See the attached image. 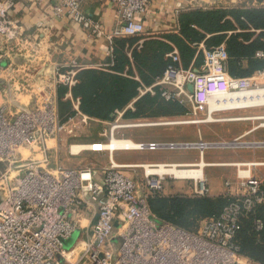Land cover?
<instances>
[{"label":"built area","instance_id":"obj_1","mask_svg":"<svg viewBox=\"0 0 264 264\" xmlns=\"http://www.w3.org/2000/svg\"><path fill=\"white\" fill-rule=\"evenodd\" d=\"M30 1L37 6L49 4L55 18H71L92 36L105 35L112 44L116 39L144 36V24L137 16L151 2L105 0L116 5L118 21L106 34L103 25L83 11L81 0ZM14 4L15 0H0V264H258L241 252L236 239L243 218L264 204V182L250 170L256 163L237 165V183H225L227 205L191 231L159 218L148 201L163 191L167 178L193 181L196 196H209L205 176L197 179L155 172L162 166L179 170L198 166L143 164L144 179L138 181L123 172L126 165L112 159L97 178L91 166L65 167L58 155L52 156L65 143L73 157L86 151L113 150L82 147L74 151V146L82 144L67 143L91 122H103L85 114L80 97L72 94L78 72L85 67L53 62L50 49H43L41 40L26 34L12 16ZM198 51L202 63L185 67L179 50L174 49L167 55L170 63L164 73L153 85L142 87V93H156L158 88L167 101L191 103L196 118L125 123L123 112L116 110V118L109 123V142L125 127L233 120L217 116L224 109L211 113L210 98L264 87V68L250 76L229 73L230 57L224 43L211 48L201 43ZM256 57L264 58V52L257 51ZM61 87L68 89L63 100L72 105L64 117L59 111ZM22 96L29 97L27 103L21 101ZM204 112L205 118H199ZM176 146L189 145L150 142L133 148ZM199 147L203 152L208 144L200 142ZM22 150L30 155L25 157ZM255 226L261 230L262 221L256 220ZM75 232L78 238L66 247L64 242Z\"/></svg>","mask_w":264,"mask_h":264},{"label":"crops","instance_id":"obj_2","mask_svg":"<svg viewBox=\"0 0 264 264\" xmlns=\"http://www.w3.org/2000/svg\"><path fill=\"white\" fill-rule=\"evenodd\" d=\"M81 1L83 11L103 25L106 34L114 30L118 24L116 18V5L114 3L105 0ZM235 6L264 7V0H151L147 11L137 16L144 24L145 28V34L141 38L143 40L142 43L139 40L132 46L127 44L124 49L125 53L131 59V65L135 74L134 78L141 82L136 72L132 53L134 49L141 51L144 42H164L173 46V50L178 49L168 40L167 36L179 32L181 13L195 8ZM12 16L26 34H30L31 36L35 35L41 40L43 49H50V54H52L51 60L53 59V61L57 63L65 64L76 62L85 68L105 69L113 65V53L116 41L132 38L116 39L112 44L105 35L102 37L92 36L89 31H85L71 18L63 20L55 18L49 4L37 6L30 0H15ZM1 46L2 39L0 37V47ZM169 53L165 55L166 58H168L167 55ZM198 56L199 51L192 59L189 66L192 64L199 66L202 63L196 61ZM227 68L229 71V61ZM127 69L128 68H126V70ZM155 81L150 85L142 84L139 86L138 95L134 97L124 109H116L123 112L122 122L132 123L136 121H149L150 119H178L185 118V116H190L193 113L191 103L187 102L186 104H181L176 102L184 109L180 113L140 117L129 116L127 111L135 113L137 111L136 103L142 97L145 95L156 97L157 92H160L157 88L155 90L156 93H142L143 86H151ZM160 98L164 99L161 94ZM199 114L198 116L204 117L205 112ZM217 116L234 119L230 121L206 123H158L155 125L121 128L116 132L115 136L119 139H130L135 143H185L189 146H176L174 148L162 147L154 150L116 148L117 150L114 149L112 152L104 151L96 154L97 156L95 159L97 162L91 163V167L95 170L97 178H101L103 175V168L108 166L110 159H112L119 165H126L125 167L127 168L123 169L125 174L138 181H143V169L140 167L143 164H179L183 166L195 165L199 167L201 163L205 162L206 165L203 169L204 176L210 189V197L225 195L228 191V187H226L225 184L226 181H230L233 185L237 183V165L239 163H256V166L250 168L251 173L255 174L264 182V145H254L264 143V126L259 125L258 123L260 122H257L259 120H264V109H231L220 112ZM112 117L113 119L111 121L116 118V115L113 113ZM111 121L103 122L109 124ZM158 127H186V134L183 140H160L153 136L145 138L141 135H130V133L127 132V129ZM238 140H242V142L234 143V141ZM200 142L208 144V147H206L203 152L199 147ZM179 148L190 151L179 154L177 160H169V157L162 152V149L173 150ZM196 169H200V167ZM207 169L212 171L208 174ZM189 182H192L193 185V181ZM182 187H184L183 189L190 188L188 191H191L193 186L188 184Z\"/></svg>","mask_w":264,"mask_h":264},{"label":"trees","instance_id":"obj_3","mask_svg":"<svg viewBox=\"0 0 264 264\" xmlns=\"http://www.w3.org/2000/svg\"><path fill=\"white\" fill-rule=\"evenodd\" d=\"M178 33L167 36L180 52L185 67H188L198 45L206 48L225 43L229 53V72L234 76H250L264 68V58H257L256 52H264V7L235 6L195 8L181 13ZM142 37L117 40L114 46L113 65L105 69L84 68L78 72V83L73 87L74 97H80L81 109L88 116L111 121L116 109H124L138 95V87L150 85L166 70L170 59L165 55L173 50L168 43L144 42L141 51L133 50L132 58L141 80H136L131 59L125 53L127 44L134 45ZM203 61L202 54L196 60ZM126 68H128L126 70ZM66 87L59 89V111L62 117L71 112V102L63 100ZM137 111L131 117L156 116L180 113L184 109L176 102L145 95L137 103ZM264 187V184H263ZM229 198L162 196L160 193L149 198V206L159 218L179 227L194 231L198 222L218 215L227 205ZM261 220L263 228L257 230L255 221ZM244 255L258 264H264V204L254 213L243 218L236 237Z\"/></svg>","mask_w":264,"mask_h":264},{"label":"rangeland","instance_id":"obj_4","mask_svg":"<svg viewBox=\"0 0 264 264\" xmlns=\"http://www.w3.org/2000/svg\"><path fill=\"white\" fill-rule=\"evenodd\" d=\"M53 61V59H52ZM54 62V61H53ZM29 100V97H21V101L24 103H27ZM192 111L194 110L193 107ZM264 109V106H258V107H251V108H245L248 110H255V109ZM200 115V114H198ZM263 115V114H262ZM264 117V116H263ZM196 117L193 116V113L190 116H185V118H178V119H150L149 121H173V120H191L195 119ZM199 118H205L203 116H199ZM261 118V117H260ZM257 122L259 125L264 126V120H259ZM111 125L106 124L104 122H91V124L78 131V136L75 138H69L67 140L68 144L71 143H77V144H82V145H90L94 143H108L109 142V130H110ZM185 130L186 127H174V128H164V127H158V128H134V129H127V132L130 133V135H141L146 137H157L160 140H183L185 137ZM117 138V137H116ZM119 139V138H118ZM127 140V139H126ZM130 140V139H128ZM242 140H238L236 143H241ZM52 144V142L50 143ZM186 151L190 150H184V149H162V152H164L168 157L169 160H177V157H179V154H184ZM100 152H93V151H86L83 152L80 156H70L69 155V145L65 143V145H62L58 150L52 151V156H59L60 161L62 162L63 166L65 167H83V166H91V163H96L97 160L95 157L97 156ZM30 155L28 151V156ZM41 157V156H37ZM53 159V158H52ZM199 168V167H198ZM204 171V169H203ZM212 170L207 169V173L209 174ZM204 176V175H203ZM164 184V189L160 194L162 196H180V197H200L196 196L193 193V187L190 190V188L183 189V185H192V182L189 181H183V180H174L172 178H167L165 180ZM183 189V190H182ZM186 191V192H185ZM201 221L198 222V226L195 231L198 230L200 227Z\"/></svg>","mask_w":264,"mask_h":264},{"label":"bare ground","instance_id":"obj_5","mask_svg":"<svg viewBox=\"0 0 264 264\" xmlns=\"http://www.w3.org/2000/svg\"><path fill=\"white\" fill-rule=\"evenodd\" d=\"M210 111L211 113L217 109H245L251 107L264 106V87L256 88L247 91H240L235 93H225L221 94L218 97H211L210 101ZM212 116L207 120L212 121ZM264 118V117H263ZM137 146V143L132 140L126 139H118L113 138L111 142L108 143H94L90 145H77L73 147L74 151L84 147L85 149H106V150H114L116 148H133ZM123 149V148H122ZM117 150V149H116ZM25 157L28 156V150H22ZM205 162L200 164V169H185L179 170L178 168H167L160 167L155 170L158 173H173L175 177H189L193 176L194 178L200 179L204 177L203 167L205 166Z\"/></svg>","mask_w":264,"mask_h":264},{"label":"water","instance_id":"obj_6","mask_svg":"<svg viewBox=\"0 0 264 264\" xmlns=\"http://www.w3.org/2000/svg\"><path fill=\"white\" fill-rule=\"evenodd\" d=\"M190 89H192V87H190ZM231 145H232V144H231ZM237 145H238V144H237ZM254 145L259 146V145H264V143H258V144H254ZM115 226L117 227L118 224H116ZM78 236H79V233H78V232H75L74 235L72 236V238H71L70 240L64 242V245H65L66 247H70V246H72V245L75 243V241H76V239L78 238Z\"/></svg>","mask_w":264,"mask_h":264}]
</instances>
